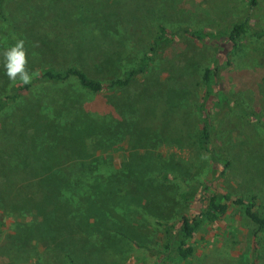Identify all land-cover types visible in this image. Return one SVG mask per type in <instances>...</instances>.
Here are the masks:
<instances>
[{
    "label": "rangeland",
    "instance_id": "rangeland-1",
    "mask_svg": "<svg viewBox=\"0 0 264 264\" xmlns=\"http://www.w3.org/2000/svg\"><path fill=\"white\" fill-rule=\"evenodd\" d=\"M244 19L248 27L229 51L221 33ZM157 26L219 37L204 43L170 36L146 71L118 92L93 96L70 78L63 83L67 110L63 102L54 109L27 96L3 111L0 264H264V235L255 233L241 207L222 199L240 198L255 212L264 210V0L251 9L244 0H3L0 52L23 39L30 72L77 64L103 82L135 66ZM205 68L220 76L208 99L206 145L199 144L195 109L207 96ZM18 81L7 78L0 55V94ZM89 106L103 112L104 134H113L87 145L84 135L78 142L88 157L85 169L98 166L94 176L101 179L86 192L79 213L54 207L55 193L45 184L33 195L37 175L28 164L40 174L59 151L56 140L85 134L87 126L77 123ZM72 117L75 124L62 131L60 119ZM38 134L42 142L52 139V151L41 145L31 152ZM68 144L73 151L74 140ZM212 195L226 204V213L212 222L199 219L186 241L191 255L180 259L165 248L172 232L165 235L161 225L176 229L181 216H196Z\"/></svg>",
    "mask_w": 264,
    "mask_h": 264
},
{
    "label": "trees",
    "instance_id": "trees-1",
    "mask_svg": "<svg viewBox=\"0 0 264 264\" xmlns=\"http://www.w3.org/2000/svg\"><path fill=\"white\" fill-rule=\"evenodd\" d=\"M2 1L3 0H0V6ZM244 1L246 6L251 9L256 7L260 0ZM247 27L248 22L246 19L239 20L232 23L225 33H221L224 37L225 43L229 46V51H233L236 48L237 41L239 40L240 36L245 33ZM156 30L157 33L155 37H153L151 44L149 45L148 49L142 54V56L139 57L135 66L128 69L118 78L100 82L88 77L82 71L80 66L74 64L67 65L61 70L46 69L38 75L35 74L30 84L25 85L20 81L10 84L6 91L0 94V119L3 117V111L7 110L8 107H12L17 105L18 103H21L24 97L27 96H33L36 98L37 103L42 105L49 104L54 109H57L59 107V104L63 102L64 108L67 110L68 107H70L71 102L64 101L63 83H65L70 78H73L77 82V85L80 89L93 96L110 94L123 90L135 77L143 74L146 71L151 60L154 59V57L158 55L162 47L167 45V42L171 40H168L170 36H180V33H182L184 35H188L194 40L204 43H206L207 40L211 41V39L219 37V33H203L201 31L193 30L190 28L178 27L172 33H167L161 26H157ZM95 57H97V55H95ZM217 80H220V76L219 71L216 68H205L203 70L201 76V85L207 96L205 98L201 97L199 99L198 105L195 108L200 116L199 144L206 145L208 142L210 109L207 108V104L209 103L208 99L211 95L210 92L212 90V87L216 84ZM89 109L90 111L87 110L88 113L84 115V117L81 118L77 123L78 125H80V127L84 125L87 126L85 134H81V132L75 134V132L73 131L71 137L69 138V141L67 140L64 143H61L59 141L57 142L56 140L54 146L57 145L59 151L57 152L56 156H54L53 154L52 157H47L48 160H46L47 163H44V169H39L40 174L34 170L35 163L31 162L28 164V166H30L31 168V171H34L37 175L35 176V178L37 179L36 192H32V189L29 190L31 191V193H33V195L34 193L36 194L38 192V187H40V185L45 184L44 186H42L43 189L51 188L55 193L54 200L52 201V203H54V207H67L68 209L74 208L78 209L79 213L80 210L82 211L83 207L86 205V192L89 191L96 182L101 181V179L94 176L96 173L95 171H93V169L97 168L98 166L95 167V165H91L92 167L89 171L85 169V160H87L88 157H86V154H84V150H82L81 148V146L84 147V145L78 142L84 135L88 137L87 141H85L87 145L88 142L94 141L96 139L109 140L112 138L113 134L112 130L110 134H104L103 130L99 128V121L102 117L103 112H101V110H99L97 106H89ZM60 121L62 122L58 123V125H60V129H62V131H65L67 128L69 129L72 125L75 124L73 123V117L71 121L65 119H60ZM112 123L115 122L112 121ZM54 124L55 122L52 121L49 123L51 128L55 126ZM97 128H99L101 134L98 132ZM82 130H85L84 127H82ZM38 131H40V129ZM34 136L35 137L32 138L30 143L31 152L35 153L36 151H39L38 149L41 145H43L44 148L53 149V145H51L52 139L48 142H42L41 140H39V134L37 137L36 135ZM71 140H74L73 151H68V148H70L68 143ZM49 151L52 150L50 149ZM213 159L214 158L212 157V160ZM97 162V160H93L91 163L95 164ZM54 166H56V170L52 171V168ZM221 166L222 170H224L228 166V163L222 161ZM2 168L4 169V165L2 166ZM4 170L1 169V171ZM50 171L53 173H51V175L49 174V177L47 176V173ZM9 174H11V172H9ZM42 174L47 176L46 179H42V181H44L45 183H43L39 178ZM28 178L29 177L23 176L19 179H21L25 183L26 179ZM13 180L15 181V177H13ZM25 185L27 184L25 183ZM222 199L226 202L229 201L234 206L241 207L245 217L255 227V233L264 235V210H262L260 213H257L253 210V203L251 201L246 202L240 198L230 200L226 197H222ZM226 209V204L220 203L217 198L212 195L208 197L205 209L198 212L196 216H193L191 218L181 216L178 222V227L176 229L172 230L168 225H161L165 235L168 234L169 230H171L172 232V241H167L164 245L165 248L173 250L180 259L185 260L191 255V248L186 245V241L192 237V234L197 227L198 220L204 219L208 222H212L223 216L226 213Z\"/></svg>",
    "mask_w": 264,
    "mask_h": 264
},
{
    "label": "clouds",
    "instance_id": "clouds-1",
    "mask_svg": "<svg viewBox=\"0 0 264 264\" xmlns=\"http://www.w3.org/2000/svg\"><path fill=\"white\" fill-rule=\"evenodd\" d=\"M0 55L3 57L5 74L10 81L18 79L25 85L32 82L35 73L30 72L27 67V50L23 39H17L13 45L4 48Z\"/></svg>",
    "mask_w": 264,
    "mask_h": 264
}]
</instances>
